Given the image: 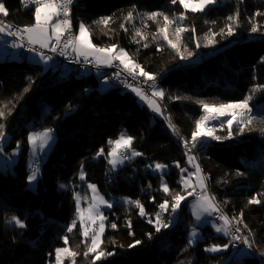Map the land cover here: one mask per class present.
Listing matches in <instances>:
<instances>
[{"label":"trees","instance_id":"obj_1","mask_svg":"<svg viewBox=\"0 0 264 264\" xmlns=\"http://www.w3.org/2000/svg\"><path fill=\"white\" fill-rule=\"evenodd\" d=\"M0 2L8 11L6 17L1 14L8 23L19 27L34 23V7L23 8L19 0ZM129 11H133L130 22L125 20ZM151 12L170 18L185 13V20L170 26L169 38L175 40L177 26L188 29L182 34L180 46L181 53L187 55V48L193 53L191 57L182 60L162 38L152 39L162 27L163 17H158V22L148 20L144 14ZM237 12L239 26L228 35L227 18ZM72 15L75 31L79 23H84L91 31L93 44L117 45L158 78L165 93L160 100L163 111L178 134L168 123L152 121L151 111L131 87L111 86L100 91V78L94 73L51 74L49 68L43 71L40 65L26 60H0V110L5 112L0 124L5 126V136H9L5 150L20 146L12 168L0 171V264H55V249L66 246L62 239L65 236L69 238L67 246L79 253L76 264H92L94 254L84 256L89 238L84 242L80 223L76 221L73 231H67L76 220L74 194L88 197L86 183L95 184L102 192L111 189L130 196L140 201L146 213L140 216L135 205L123 202L105 211L101 247L113 254L96 264H264V132L260 131L264 128V0H217L197 13L185 12L171 0H76ZM109 16L112 22L107 28L94 23ZM252 23L259 31L251 32ZM136 29L147 39L135 37L139 40L136 43ZM206 36L216 42L205 47ZM256 88L259 90L253 91ZM249 95L253 123L243 133L239 125L233 124L231 136L229 127L215 130L214 135L223 139L210 138L194 154L202 172L210 176L209 189L224 215L232 218L243 213L248 227L240 226L246 236L251 231L249 239L254 242L250 252L245 250L247 254L240 258L232 256L237 249L231 247L229 236L216 233L210 225L200 227L202 239L189 246V231L195 224L186 201L181 203L176 218L171 209L162 214L170 226L156 232L148 220L160 211L158 205L171 201L177 192L186 193L180 171L187 164L188 153L181 140L191 138L196 120L205 114L196 101L233 103ZM44 129H52L56 140L46 157L38 158L40 174L32 189L27 180L31 171L28 134ZM122 133L134 137L132 147L142 155L114 172L106 158L111 148L108 141ZM101 148L105 154L97 157ZM156 163L167 165L168 172H152ZM161 178L171 195L161 190ZM253 196L262 202L248 204ZM12 216L26 227L10 223ZM113 223L117 225L115 229L111 227ZM136 240L141 243L129 248ZM225 244L229 245L225 250L205 251L211 245ZM64 264H72V258H65Z\"/></svg>","mask_w":264,"mask_h":264},{"label":"snow or ice","instance_id":"obj_2","mask_svg":"<svg viewBox=\"0 0 264 264\" xmlns=\"http://www.w3.org/2000/svg\"><path fill=\"white\" fill-rule=\"evenodd\" d=\"M22 4L27 7H34V23L31 25H25L23 27L15 28L13 30L12 25H8L4 22H0V34L7 35L9 37H14L11 47L13 48H23L25 44L22 41H27V45L29 47V51H36L34 45H39L40 49H50L52 52H57L61 55H65V50L71 48L72 52L75 53L77 59L83 57L85 63L90 62L89 57H92L95 61L96 65H106L112 66L113 61L118 60L123 68L131 75L133 78L138 74L141 77H144L146 81H154L155 76L146 72L141 65L136 63L129 54L122 48L117 49V45L112 44L107 48L97 47L92 43L91 40V31L87 25L84 23H80L78 34L72 33V22H71V5L73 4V0H21ZM173 4L179 3L180 6L187 11H191L193 13L203 12L207 6L214 4L217 0H171ZM134 11V6H133ZM133 11H129L125 20L132 21L133 19ZM0 14H3L5 17L8 15V11L5 5L0 2ZM148 20L157 21L158 17H163V25L157 29V32L152 35L153 40H157L162 38L170 47L173 49L182 60L188 59L193 55L191 51H188L187 48H184V52L187 55L181 53V38L182 34L188 29L177 26L175 28L174 36L175 40L170 39V26L173 24H177L179 21H183L186 19V15L184 12H181L179 16L170 18L167 15H164L161 12H151L144 14ZM256 15H262V13H256ZM228 21L230 23L226 25L227 34L232 35L235 27L239 26V13H235L232 16H229ZM254 19V18H253ZM112 22V17H101L98 21H94L97 25H103L105 28ZM158 22V21H157ZM120 27L127 31L124 24H121ZM194 31V30H193ZM223 31V29H222ZM259 31V27L256 23H252L251 32L255 33ZM213 36L215 34H212ZM135 37H140V40L147 39L146 35L142 33L140 29H136L133 39ZM205 39L208 43L205 47L214 44L216 41L212 39L210 36H206ZM136 43H139V40H135ZM144 47H148V44H144ZM199 47V44H197ZM158 51H162V49L158 48ZM40 57L43 61L47 62L51 59V57L40 53ZM264 59V58H262ZM116 77L120 76V73L117 72ZM129 86V85H126ZM29 89H25L27 92ZM259 90L258 88L253 89V91ZM132 91L136 93V95L145 102L148 103L149 107L156 113H161V107L157 103L156 100L149 99L141 89L132 87ZM153 97H158L163 99L165 93L163 90H154L152 92ZM173 99H178V97H174ZM252 99V96L249 95L245 97V99L234 102V103H220V104H209L203 100H198L196 103L202 106V109L205 115L201 116L200 119L195 122V130L192 132L191 145L192 147H196L197 143L201 141L204 137H210L215 140L223 139L222 137L214 135L213 128L206 129V122L209 119H217L221 116H231L232 119L227 121L229 126V136L232 135V125L236 123L239 125V132L243 133L245 131L246 126L251 125L255 120V117L250 115L251 109L249 108V101ZM211 114V115H208ZM5 118V112L0 110V119ZM168 120V127L173 130L174 134H178L176 132L175 125L171 123L170 118H166ZM4 125L0 124V139L4 138ZM261 132H264V128L260 129ZM52 129H44L42 132L30 133L28 136V142L32 146L33 155L35 156L37 152H43L46 150L49 142L53 139ZM134 137L128 136L126 134H121L115 140H109L108 144L111 145L110 150L107 152V161L108 164L111 165L113 169H115L118 165L122 164L126 160H130L132 158L141 156L142 153L136 151L133 145ZM184 146L188 151H191L189 148V142L184 141ZM19 147V145H18ZM104 149L101 148L96 156H103ZM187 155V152H186ZM188 163L195 168V172H188L187 169L181 168V173L188 172L187 176L181 175L180 183L183 185V190L187 191L188 188H192L193 191L187 192L188 196L193 195L195 188H199V193L196 194V202L193 206V215L195 216L197 221H200L202 216L207 215L211 216L214 213L219 214L218 219L222 221L221 226H217L215 228L216 232H222L225 236H229L231 242L240 241L247 248H251L253 246V241L249 239L252 235L251 231H249L248 236L238 235L241 232L240 225H243L245 229H247V225L243 221V213L240 214L239 217L229 218L224 215L220 209L219 204L216 202L215 196H212L207 190V177L202 174V170L198 163H196V159L194 156H188ZM31 167V172L27 177L28 182L31 184L32 182L37 180L39 174V168L37 162L33 161V166ZM166 165L156 163L154 165L153 170L161 172L163 174ZM179 167V164H177ZM83 168V166H82ZM237 175H242V173H237ZM196 177V183L193 185L191 183L192 177ZM80 179H84V172L81 170ZM61 187H64L63 185ZM89 190L92 193V202L89 204L87 209H82L80 207L81 197L79 194H74V199L76 200V212L77 219L80 221V227L82 229V235L85 238V241L89 238V228L90 226L85 223V221L91 222V224H96L99 221L98 230L92 229L93 234L91 235V243L87 245V250L84 252V256L87 257L89 254H94L92 256V264H96L97 261L101 260L106 256H111L113 253L105 252L101 245L103 244V240L101 237L105 231L104 220L105 216L100 212L99 206L106 205L107 207H112L102 196L99 195L96 186L93 184L88 185ZM161 190L165 195H171V190L169 189L166 182L161 178ZM186 199V196L177 192L175 195H172V200H164L162 203L158 205L160 211L155 214L154 219H149L148 223L152 224L155 228L156 232H160L161 229L168 228L169 222H165L163 219V213H166L171 209V212L175 214L181 206V202ZM262 201L259 200L256 196H253L248 200V204H260ZM125 204L135 205L139 209V215L145 216V210L140 201H131L127 198L124 199ZM10 223L14 224L18 228H25V223L20 220L17 216H12ZM76 226V220H73L72 224L68 227L67 231L71 233L73 231V227ZM111 227L115 229L117 227L116 224H112ZM128 227L131 228V223H128ZM130 235L133 233L130 231ZM151 239V233L148 234ZM64 240L65 247L55 249V264H64L65 258H72V264H76L75 257L79 255L77 251L72 250L67 245L69 244V238L67 236L62 238ZM198 239V233L195 229L190 233V238L188 240V245L191 246L195 240ZM141 241L136 240L132 244H129L128 247L132 248L136 245H139ZM229 247L228 244L225 245H211L205 249L208 252H219L222 249ZM264 255V252L261 253Z\"/></svg>","mask_w":264,"mask_h":264},{"label":"rangeland","instance_id":"obj_3","mask_svg":"<svg viewBox=\"0 0 264 264\" xmlns=\"http://www.w3.org/2000/svg\"><path fill=\"white\" fill-rule=\"evenodd\" d=\"M76 1V0H75ZM79 25H80V23L78 24V26H77V31H76V33L75 34H78V31H79ZM35 47H38V48H40L39 47V45H34ZM98 47V46H97ZM100 48H107V47H100ZM1 51H2V48L0 49ZM126 51V50H125ZM128 54H129V56L134 60V58L132 57V55L128 52V51H126ZM40 53H43V51L41 50V51H38V50H36V51H27L26 53H21V52H19L18 51V56L20 57H18L19 58V60H26L27 62H29V63H32V64H36V65H40L41 67H42V69H43V71H46L48 68H49V65H50V60L49 61H47V62H45V61H43L42 59H41V57H40ZM44 54V53H43ZM44 55H46V56H48L47 54H44ZM5 58H8L9 60H11L10 58H12V57H10L9 55H7V53L5 52V53H0V60H3V59H5ZM135 61V60H134ZM79 73H93V72H79ZM67 74H71V73H67ZM94 74L98 77V78H100V84H99V89H100V91H104V90H106V89H108L109 88V77H108V75H106V74H102V72H100V71H95L94 72ZM133 87H136V88H139V87H137V86H133ZM131 89H132V87H131ZM140 89V88H139ZM154 90H163L164 91V87L162 86V84L161 83H157L155 86H154V88L152 89V92L154 91ZM144 93V92H143ZM136 94V93H135ZM145 94V93H144ZM146 95V94H145ZM137 96V95H136ZM149 99H152V100H156L157 101V103L160 105V107H161V113H156V112H154L150 107H149V105H148V103L147 102H145L144 100H141L138 96H137V98H138V100L142 103V104H145L148 108H149V110L151 111V113H152V121H156V120H161L162 122H164L165 124L166 123H168V120L166 119V118H169L165 113H164V111H163V106L161 105V102H160V98H158V97H149L148 95H146ZM243 100V99H242ZM239 101H241V100H239ZM234 103V102H233ZM249 108L251 109V113H250V115H254V109H253V104L249 101ZM42 115L43 114H41L40 115V119L42 118ZM205 115V114H204ZM39 119V120H40ZM229 119H232V117L231 116H224L223 118L222 117H220L219 119H217L216 120V122L214 123V124H212V126L210 127V128H213L214 129V131L215 130H222V129H224V128H226V127H229L228 126V124H227V121L229 120ZM233 124H236V123H233ZM43 130H37V131H32V132H30V133H37V132H42ZM29 133V134H30ZM29 134H28V136H29ZM52 136H53V139L49 142V145L47 146V148H46V150L45 151H43V152H37V154L34 156L33 155V149H32V146L29 144V142H28V148H29V159H28V164H29V167L31 166V164L33 163V161L34 160H36V158H40V160H43L45 157H46V155L48 154V152L50 151V149H51V147H52V145H53V143L55 142V140H56V134L54 133V132H52ZM191 138H192V136H191ZM191 138L190 139H185V138H183L182 140H181V146H182V148H183V150L185 151V152H187L188 153V156L190 155V156H194L195 157V159H196V163H198V160H197V157H196V155L195 154H198V152L201 150V149H198V151H188V150H186V149H184V147H183V145H182V142H183V140H185V141H190L191 140ZM201 140H203L204 141V146H203V148L208 144V142L210 141V137H204V138H202ZM8 142H9V136L8 135H6V136H4V138H2L1 139V141H0V171H2V172H7L8 171V169H10V168H12V166H13V164L17 161V158H18V153H19V149H20V146L18 147V146H16L15 148H13V149H11L9 152L8 151H6L5 150V146L8 144ZM201 142V141H200ZM202 148V149H203ZM191 152V153H190ZM195 153V154H194ZM188 156H187V164H186V166L185 167H183L184 169H187L188 170V172H195V168L192 166V165H190L189 163H188ZM40 160H39V162H40ZM128 163V160H126V161H124L122 164H120V165H118L115 169H113L112 167H111V165H109V167H110V169L112 170V171H117L119 168H121L122 166H124V165H126ZM199 164V163H198ZM163 165H165V164H163ZM167 166V165H166ZM31 168V167H30ZM153 168H154V166H152L151 167V170H152V172H154V173H159L160 175H163L164 173H166V172H168V166L164 169V172H163V174L161 173V172H158V171H154L153 170ZM31 172V171H30ZM188 172H184V173H181V171H180V173H181V175H184V176H187V174H188ZM30 174V173H29ZM40 174V173H39ZM39 174H38V177H39ZM202 174H203V172H202ZM204 175V174H203ZM38 177H37V179H38ZM191 183L193 184V185H195V183H196V177H192V179H191ZM207 183V182H206ZM36 184H37V180L36 181H34V182H32L31 184L28 182V186L30 187V188H32V189H35V187H36ZM89 184H93V183H86V188H87V194H88V197H81V195H80V193H77V194H79L80 195V197H81V201H80V207L82 208V209H87L88 207H89V204L92 202V193H91V191L89 190V188H88V185ZM93 185H95V184H93ZM96 186V185H95ZM183 186V185H182ZM96 189H97V191H98V193H99V195L100 196H102L109 204H111L112 205V207H113V205L116 203V202H123L124 203V199L125 198H127L128 200H131V201H137V200H135L134 198H132V197H130V196H126V195H122V194H119V193H117V192H115V191H113V190H111V189H108V190H106L105 192H102V191H100L98 188H97V186H96ZM195 190H200L198 187L197 188H195ZM207 190H208V192L212 195V196H214L213 195V193H212V191L209 189V185L207 184ZM189 191H193V189L192 188H188L187 189V191H186V193L184 194L185 196H186V199L184 200V201H186V207H187V210L192 214V217H193V221H194V224L195 225H193L191 228H190V231H189V235H188V240H189V238H190V233L192 232V230L193 229H195L196 230V232L198 233V239H196L195 240V242L192 244V245H195L197 242H198V240H200V239H202V232H201V230H200V227H202V226H204V225H210L213 229H214V231L216 232V230H215V228L217 227V226H221L222 225V221H220L219 219H215V218H213V216L211 215V216H207V215H204V216H202V218H201V220L200 221H197L196 220V218H195V216L193 215V206L195 205V202H196V196H194V192H193V195H191V196H188L187 195V192H189ZM184 201H182V202H184ZM181 202V203H182ZM112 207H107L106 205H100L99 206V209H100V212L103 214V216H105V211H108V210H110ZM76 208H77V205H76ZM177 217V212L174 214V218H176ZM76 221H78L79 223H80V221L77 219V212H76ZM85 223L87 224V225H89L90 226V228H89V241H88V245L91 243V239H90V237H91V235L93 234V232H92V229H96V230H98V227H99V221H97V223L96 224H91V222H89V221H85ZM104 225H105V220H104ZM105 232V231H104ZM216 233H218V232H216ZM218 234H221V235H224L222 232H220V233H218ZM225 236V235H224ZM226 249V248H225ZM225 249H222V250H225ZM221 250V251H222ZM247 254V252L243 249V248H239V249H237V250H234V251H232V256H235V257H237V258H240V257H243V256H245ZM227 261H224L222 264H225ZM64 263H65V260H64Z\"/></svg>","mask_w":264,"mask_h":264},{"label":"built area","instance_id":"obj_4","mask_svg":"<svg viewBox=\"0 0 264 264\" xmlns=\"http://www.w3.org/2000/svg\"><path fill=\"white\" fill-rule=\"evenodd\" d=\"M21 6L23 8H26L24 6V4H22L21 0H19ZM75 3V0H73V4L71 5V22H72V33L75 34L76 31L74 30V26H73V5ZM27 8H31V7H27ZM0 22H4L8 25H12L13 30L15 28H19V26H15L11 23H8L7 21H5L1 14H0ZM13 40L15 39L14 37H11ZM22 43L25 44V47L23 48H19L21 53H26L27 51H29V47L27 45V41H22ZM34 47L36 50L41 51L40 48L35 47V46H31ZM45 54H47L49 57H51L50 59V65H49V71L51 74H67V73H79V72H95V71H100L102 72V74H106L109 75L110 80H111V86L115 87V88H121V89H127L133 86H138L139 88H141L143 90V92L148 95L149 97H153L152 96V89L154 88V86L158 83V78H155L154 81H146L144 77L139 76L138 74L135 76V78H133L131 75H129V73L123 68V65L120 64V62L118 60L113 61L112 66H106V65H96L95 61L93 60L92 57H89V61L85 63L83 60V57H80L79 59H77L76 55L74 52H72L71 48L66 49L65 50V55H61L59 53V51L57 52H52L50 49L44 51ZM119 72L120 76L117 78L116 77V73ZM129 85V86H126ZM184 141L182 142V145L184 146ZM204 141L201 140V142H198L196 147H192L191 145V140L189 141V148L191 149V151H198V149H202L204 146ZM188 150V149H186ZM37 162L38 168H39V159L35 160ZM31 166H33V163L31 164ZM202 170V168H201ZM204 176L207 177V184L209 183L210 180V176L207 173H203ZM200 190H195L194 192V196H196L197 193H199ZM220 209L222 211V207L221 205ZM223 213V211H222ZM224 214V213H223ZM218 215L219 214H213V218L218 219ZM241 227V226H240ZM241 236H246L243 232V229L241 227V232L238 234ZM230 238V237H229ZM230 244L231 247L234 249H239V248H243L244 250L250 252V248H247L242 242L240 241H236V242H231L230 239Z\"/></svg>","mask_w":264,"mask_h":264},{"label":"crops","instance_id":"obj_5","mask_svg":"<svg viewBox=\"0 0 264 264\" xmlns=\"http://www.w3.org/2000/svg\"><path fill=\"white\" fill-rule=\"evenodd\" d=\"M13 42V39L7 35H4V34H0V49L2 48V51L0 50V53H7V55H9L10 59H13V60H19V56H18V51L20 52V49L19 48H13L11 47V44ZM44 53V51L48 50V49H41ZM45 54V53H44ZM19 57V58H18ZM5 59H8V58H5ZM109 77V75H108ZM109 79V87H111V80H110V77L108 78ZM38 159V158H36Z\"/></svg>","mask_w":264,"mask_h":264},{"label":"bare ground","instance_id":"obj_6","mask_svg":"<svg viewBox=\"0 0 264 264\" xmlns=\"http://www.w3.org/2000/svg\"><path fill=\"white\" fill-rule=\"evenodd\" d=\"M236 102H239V101H236ZM208 115H211V114H208ZM225 116H228V115H225ZM222 118L224 116H221ZM220 118V117H219ZM217 118V119H219ZM217 119H209L207 122H206V129L207 128H210L212 126V124H214L216 122Z\"/></svg>","mask_w":264,"mask_h":264}]
</instances>
